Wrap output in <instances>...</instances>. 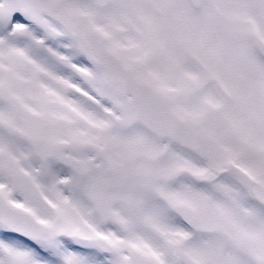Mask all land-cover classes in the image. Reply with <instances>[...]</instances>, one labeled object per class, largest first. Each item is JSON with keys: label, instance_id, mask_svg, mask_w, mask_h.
I'll use <instances>...</instances> for the list:
<instances>
[{"label": "snow or ice", "instance_id": "obj_1", "mask_svg": "<svg viewBox=\"0 0 264 264\" xmlns=\"http://www.w3.org/2000/svg\"><path fill=\"white\" fill-rule=\"evenodd\" d=\"M0 264H264V0H0Z\"/></svg>", "mask_w": 264, "mask_h": 264}]
</instances>
